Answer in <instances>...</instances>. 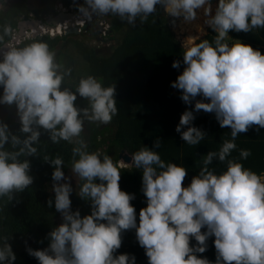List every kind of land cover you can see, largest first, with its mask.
I'll return each instance as SVG.
<instances>
[{"label": "clouds", "instance_id": "9594fccd", "mask_svg": "<svg viewBox=\"0 0 264 264\" xmlns=\"http://www.w3.org/2000/svg\"><path fill=\"white\" fill-rule=\"evenodd\" d=\"M157 5L185 22L196 19L202 8L204 24L215 33L211 41L186 37L182 62L171 64L184 66L170 86L180 90L186 105L195 101L179 116L175 131L180 138L189 145L204 139L206 133L192 125L199 110L214 113L221 128H230L231 138L201 157V167L187 185H182L187 169L166 162L156 150L160 138L151 149L142 145L133 152L131 163L114 162L100 149L90 151L84 124L106 125L117 114L114 83L105 86L101 78L83 75L74 88L67 86L72 68L43 38L49 29L60 32L58 20H50L58 14L46 21L30 15L39 23L22 31L0 15V105L14 107L18 119L15 130L0 120V207L33 183L29 157L39 158L52 167L54 197L47 205L54 204L62 220L47 233L45 248L26 246L37 264H135L134 254L116 251L121 234L130 229L147 264H264V171L257 173L241 163L251 155L248 149L239 150V160L228 158L238 134L253 125L264 128V54L229 36V30L264 29V0H217L213 14L210 0H83L76 10L83 21L111 15L135 26L156 13ZM78 97L86 104L77 103ZM44 133L47 140L40 139ZM61 141L72 145L71 176L81 182L75 191L90 203L89 214L71 208L74 189L62 170L63 157L42 150L46 142ZM214 159L226 161L225 170L211 169ZM129 164L142 171L146 206L138 214L130 203L134 194L118 183L121 169ZM209 237H214V261L197 255L207 250ZM10 238L0 234V264L16 260ZM190 240L196 243L190 245Z\"/></svg>", "mask_w": 264, "mask_h": 264}, {"label": "trees", "instance_id": "16d2710c", "mask_svg": "<svg viewBox=\"0 0 264 264\" xmlns=\"http://www.w3.org/2000/svg\"><path fill=\"white\" fill-rule=\"evenodd\" d=\"M28 2L29 0H12L6 10L0 11V15H5L16 23L29 20L30 15L36 20L44 21L45 15L52 14L58 3L63 6L73 5L77 12L76 4L83 0H39L41 7L36 10L31 9ZM156 7V13L150 14L142 24L137 20L135 26L128 25L118 17L104 15V19L109 21L110 34L107 39L115 41L114 48L106 57L99 56L98 50L88 43V40L96 36L102 39L93 32L94 25H90L93 29L88 27L82 31L84 33L79 32V35L68 33L54 37L44 35L43 38L55 48L57 58L72 68L71 76L66 78L67 86L74 88L83 75L101 78L105 86L113 83L115 85L117 114L112 118L106 132L99 133L96 123L85 122L88 130L85 140L89 150L100 149L115 162L119 160L121 150L131 155L142 145L151 149L153 141L160 138V147L156 150L166 162L171 161L187 169V175L182 182L187 185L191 177L199 171L201 157L207 151L218 150L223 140L231 138L230 128H221L214 113L199 110L194 113L192 125L206 133L200 144L185 143L175 131L180 114L186 108L191 110L193 102L186 105L180 99V90L170 86V82L175 80L184 66L181 63L179 68H173L172 61L182 62L184 49L171 33L169 19L162 6ZM214 34L209 28L202 39L211 41ZM229 36L258 48L264 54V29H253L247 33L229 30ZM196 99L202 98L197 96ZM77 103L82 105V99L78 97ZM0 120L7 122L13 130L18 127V120L12 116H5ZM183 130L185 128L181 129ZM40 139L47 140V134H42ZM235 143L236 149L228 158L239 160V150L248 149L251 155L241 163L257 173L264 171V128L251 126L247 132L237 135ZM71 147L72 145L64 141L59 144H42L43 152L50 156L58 154L63 157L65 166L61 167L65 175L70 171ZM29 159L33 183L23 192L14 194L11 202L0 207V234L11 236L8 243L16 255L13 264H37V260L27 254L26 246L33 249L45 248L49 242L47 233L62 222L54 204L52 207L47 205V201L54 197L51 191L52 167L39 158ZM209 167L220 173L225 170L226 161L219 162L214 159ZM141 175V169L123 168L118 181L121 190L134 194L135 198L130 203L137 214L140 208L146 206V198L141 192ZM80 183L78 181L76 191ZM70 200L73 210L79 209L81 215L90 213V203L81 199L76 192L70 195ZM213 239L214 237L208 238L207 250L198 253V256L214 261ZM194 243V240H190V245ZM116 251L134 254L135 264H147L144 249L138 245L134 229L121 234V247Z\"/></svg>", "mask_w": 264, "mask_h": 264}, {"label": "rangeland", "instance_id": "374dc122", "mask_svg": "<svg viewBox=\"0 0 264 264\" xmlns=\"http://www.w3.org/2000/svg\"><path fill=\"white\" fill-rule=\"evenodd\" d=\"M12 0H5L3 2L0 1V11L2 10H6L10 3H11ZM29 7L33 10H36V9H39L41 6H40V2L39 0H29ZM217 3V0H214L213 3H211L214 8H215V5ZM57 8V7H56ZM214 13V11H213ZM56 13H53V15H45L44 17V21H46L49 17L51 16H55ZM166 14V13H165ZM167 15V14H166ZM168 16V15H167ZM98 19L99 20H105L104 19V16H98ZM168 19H169V24H170V31L171 33L173 34V36L175 37L176 40H178L180 42V44L182 45V42L184 41V39L187 37L186 35H184L182 32L183 30L181 31V22L180 20L182 19V17H179V18H173L171 16H168ZM106 22H109L107 20H105ZM57 23H61V22H56L55 24ZM91 25V24H90ZM88 26L90 27L91 29H93L91 26ZM92 25L96 26L95 23H92ZM186 28L187 26L184 25ZM87 28H84V31L86 30ZM208 29L209 27L207 25H204L201 27V32H200V35L199 37L202 39L207 33H208ZM96 32V31H95ZM84 33V32H81V34ZM77 34L79 35L80 33L77 32ZM110 33H106L105 36L101 38H98V36H96V38H92L90 40H88V43L90 44V46H92L93 48L97 49L98 50V54L99 56H102V57H106L110 54V52L112 51V49L114 48L115 46V41H112V40H108L107 39V36L109 35ZM203 35V36H202ZM193 36V34L191 35ZM106 37V38H105ZM105 38V39H104ZM86 104V101L82 100V105H85ZM5 116H12L14 118L17 119L16 115H15V109L14 107H10V106H7V105H0V119L5 117ZM18 120V119H17ZM98 126V125H97ZM110 126V124H106V125H99L97 127V132L99 131V133H103L106 132V129ZM88 133V130H87V125L84 124V131H83V137L85 139L86 135ZM120 160V159H119ZM128 167H131V164H129ZM67 176L70 177V184L71 186L73 187V192L75 194V190L77 188V184H78V178H73L71 176V170L66 174ZM183 185V184H182ZM186 185V184H185ZM70 193V195L72 194ZM59 216V219H61L60 217V214H58ZM28 244V242H27Z\"/></svg>", "mask_w": 264, "mask_h": 264}, {"label": "built area", "instance_id": "2783aa9c", "mask_svg": "<svg viewBox=\"0 0 264 264\" xmlns=\"http://www.w3.org/2000/svg\"><path fill=\"white\" fill-rule=\"evenodd\" d=\"M57 7V8H56ZM54 13L58 15H68L70 14L72 16L74 23L69 19L63 20L62 23H59L57 27H60V32L57 33L56 31L49 29L50 31L45 32L44 35L48 34L50 37L56 36V35H63L65 32L67 33L70 29V27H76L77 32H82L84 31V28H88V26L92 23H95L96 26H94V33L99 34L101 37L105 36L108 28H109V23L106 22L105 20H99L98 17H93L91 21H83V18L77 14V12L74 11L73 5H69L67 7L57 5L55 6ZM81 22V23H80ZM96 31V32H95ZM57 33V34H56ZM193 102V103H192ZM191 103L194 104V101ZM190 104V103H189Z\"/></svg>", "mask_w": 264, "mask_h": 264}, {"label": "bare ground", "instance_id": "6f19581e", "mask_svg": "<svg viewBox=\"0 0 264 264\" xmlns=\"http://www.w3.org/2000/svg\"><path fill=\"white\" fill-rule=\"evenodd\" d=\"M213 11H214V6L212 5V13H210V14H213ZM65 19H67V18H65ZM65 19L58 20V22H61V21L65 20ZM204 19H205V17L203 15L202 8L197 10V18L196 19H194L192 21H189V22H185L183 20V18H182L180 20V22H181L180 23L181 24V31L183 30L182 33L184 35H186L187 37L191 36L192 34H193V36H199L200 32H201V27L206 25V24H204ZM57 24H59V23H57ZM57 24L55 26H57ZM184 25H186L187 28Z\"/></svg>", "mask_w": 264, "mask_h": 264}, {"label": "water", "instance_id": "95a60500", "mask_svg": "<svg viewBox=\"0 0 264 264\" xmlns=\"http://www.w3.org/2000/svg\"><path fill=\"white\" fill-rule=\"evenodd\" d=\"M211 3L214 2V0H210ZM65 18H69L71 21H72V16L70 14L68 15H63V16H59V15H56L55 17L51 18L50 20H62V19H65ZM39 23V21H35L33 19H30L26 22H18V27L20 29V31H22V29L28 27V28H31V27H35L37 26V24ZM76 27H70L68 33H77L76 31ZM119 159H123L125 163H131V156L128 155L127 153H125L123 150L120 151L119 153ZM131 167H133L131 165Z\"/></svg>", "mask_w": 264, "mask_h": 264}]
</instances>
